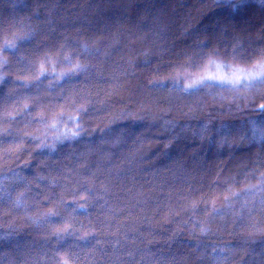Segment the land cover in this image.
Masks as SVG:
<instances>
[{
    "label": "trees",
    "instance_id": "16d2710c",
    "mask_svg": "<svg viewBox=\"0 0 264 264\" xmlns=\"http://www.w3.org/2000/svg\"><path fill=\"white\" fill-rule=\"evenodd\" d=\"M224 10L0 0V49L15 45L0 51V130L11 133L0 140V264H264V192L224 200L264 172V148L240 134L264 121V85L174 82L204 74L202 54L249 69L260 59L264 10ZM237 44L244 60L223 55ZM221 125L237 130L229 145Z\"/></svg>",
    "mask_w": 264,
    "mask_h": 264
},
{
    "label": "snow or ice",
    "instance_id": "6c2138e0",
    "mask_svg": "<svg viewBox=\"0 0 264 264\" xmlns=\"http://www.w3.org/2000/svg\"><path fill=\"white\" fill-rule=\"evenodd\" d=\"M214 2L219 5H223L224 8L234 16L239 14L241 9L247 6L251 2V0H214ZM255 3L258 4L262 10H264V0H255ZM14 47L15 45L13 44L5 43L3 49H0V51L9 50ZM200 47L203 48L206 46L201 45ZM202 55H206L207 62L203 65L204 74L200 75L198 79H196L192 83L183 85L179 79V74L174 78L175 84L178 87L182 88L185 92H190L191 89L197 88L198 86L223 87L224 85H230L233 90L239 91L240 86H243L245 89H251L253 87H256L257 85H264V51L260 53V59L256 63H254L250 69L241 67L238 64H228L223 60L214 59L213 57H219L221 55V53L219 52H212L211 54ZM223 55H231L233 60L245 59V56L241 54V46L239 44H237L232 49V52L230 54L228 52H225ZM189 66H192L191 62H189ZM77 68H81V66L77 65ZM44 74L45 73L43 72L41 73V75ZM0 83H3L2 79H0ZM24 86L27 87V85ZM25 110H27V107ZM257 111H259L260 113H264V103H260L257 106ZM69 119L75 120V117H70ZM204 131H208L207 126H205ZM236 132L237 130H235L231 126L224 127L222 125L218 130L217 135L221 138V144L229 145ZM240 134L242 140H246L253 145L258 143L262 148H264V121H249L244 129L240 132ZM5 135H11V133L8 132L7 129L0 130V140H2ZM65 135L67 136V134ZM78 135L79 131L72 132L71 136L68 138H75ZM18 150L22 151L23 149ZM257 192H264V172L260 174V182L258 184L248 185L246 188H242L238 192L229 190V194L224 197V200L225 202L230 203L232 198L239 199L242 195H255ZM209 204V217L220 215V210L215 206V201H210ZM260 204L262 205L261 210L264 211V198H261ZM84 207L85 206L81 204L78 205L77 209L74 210H83ZM242 207L246 209L248 207L247 202H245ZM57 214L58 213L55 212L49 213V215ZM196 228L199 230L201 235H207L210 232V228L204 223L198 222L196 224ZM252 228L257 232L262 231L260 228H256L255 225H253ZM213 259H215V257Z\"/></svg>",
    "mask_w": 264,
    "mask_h": 264
},
{
    "label": "clouds",
    "instance_id": "9594fccd",
    "mask_svg": "<svg viewBox=\"0 0 264 264\" xmlns=\"http://www.w3.org/2000/svg\"><path fill=\"white\" fill-rule=\"evenodd\" d=\"M224 11H225V12H227V10H226V9H225ZM221 126H222V125H221ZM223 126H224V127H228V125H223ZM220 128H221V127H220Z\"/></svg>",
    "mask_w": 264,
    "mask_h": 264
}]
</instances>
